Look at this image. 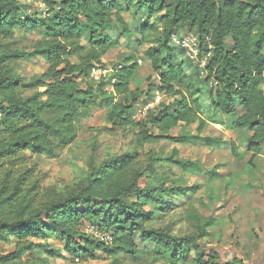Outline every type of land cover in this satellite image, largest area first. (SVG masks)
I'll use <instances>...</instances> for the list:
<instances>
[{
    "label": "trees",
    "instance_id": "trees-1",
    "mask_svg": "<svg viewBox=\"0 0 264 264\" xmlns=\"http://www.w3.org/2000/svg\"><path fill=\"white\" fill-rule=\"evenodd\" d=\"M36 1L45 5V17L23 15L19 0H0V40L17 30L42 35L29 54L0 46V244L15 242L11 252L0 253V264H48L40 255L71 264L100 257L107 264H149L148 255L153 256L151 264H222L218 253L201 243L212 220L197 223L198 233L183 237L169 227L149 226L156 212L171 210L200 189L180 185L160 171L171 166L195 174L197 165L179 159L176 152L163 157L152 150L141 163L138 151L168 139L167 133L178 127L196 124L201 132L206 123L197 95L200 86L213 80L210 106L232 119L234 131L245 132L251 159L264 154V0ZM123 14L144 18L137 33L140 45L150 41L148 35L154 37L147 51L158 78L153 88L164 98H174L169 105L148 110L141 123L131 119L134 105L144 96L130 90L137 67L132 57L126 60L128 68L111 76L112 92L103 91L104 82L89 79L93 65L116 47L109 32L113 18L121 24ZM180 29H186L181 35L197 36L200 58L206 56L205 77L183 50L169 45L170 36ZM22 58L41 59L46 68L24 81L11 65ZM185 62L196 68L195 75H187ZM27 91L34 93L25 96ZM97 100L105 104L104 122L110 130L136 128V146L89 163L73 185L41 187L26 155L56 157L75 141L77 120L90 116ZM87 227L110 234L111 243L86 234ZM137 238L148 248L140 250ZM51 242L64 246L60 251Z\"/></svg>",
    "mask_w": 264,
    "mask_h": 264
},
{
    "label": "rangeland",
    "instance_id": "rangeland-1",
    "mask_svg": "<svg viewBox=\"0 0 264 264\" xmlns=\"http://www.w3.org/2000/svg\"><path fill=\"white\" fill-rule=\"evenodd\" d=\"M19 2L24 6L23 15L34 14L42 17L47 15V9L41 1ZM120 17L121 24L116 22L115 17L113 18V27L109 32L117 42L116 47L103 57L101 63L94 64L93 67L110 70L111 77L119 67L128 68L131 64L126 60L132 57L137 67L133 73L130 90L133 93L144 94L134 105L133 113L141 110L146 111L147 115L148 110L159 104L169 105L174 98L162 97L158 102L155 100L156 94L159 93L153 86L157 85L158 78L147 59V51L154 37L148 35L150 41L140 45V36L137 33L144 18L140 14L136 17L123 14ZM153 22L154 20H151V23ZM123 28L126 30L123 31ZM184 32L186 29H180L174 35L181 36ZM40 40L42 35L38 33L23 34L17 30L11 38L0 40V46L9 51L29 54L34 44ZM169 45L172 46L170 42ZM11 65L15 74L24 81L40 75L46 68L44 62L38 58L14 60ZM183 68L188 76L196 74V68L189 62H185ZM89 79L94 83L90 74ZM101 81L106 84L103 91L112 92L113 83L109 75ZM210 83L215 82L212 80ZM210 83L200 86L197 95L204 106L202 118L206 123L201 132L197 131L196 124L178 127L167 133L168 139L152 146L143 145L138 151L141 163L145 162L144 154L148 150L162 153L163 157H169L176 152L179 159L192 162L199 169L195 174L185 173L171 166H166L160 171L180 185L185 187L199 185L200 189L188 198L179 199L171 210L156 212L149 226L169 227L173 235L183 237L197 234V223H200L198 226H202V223L212 220L213 224L206 229L207 235L201 239V243L205 245L207 251L218 253L220 263L241 261L243 264H264V154L251 159V155L246 151L245 132L234 131L230 126L232 119L222 116L210 106L208 95ZM33 93L34 91H27L24 95ZM116 100L120 98L117 97ZM96 102L97 106L91 111L90 116L77 120L75 141L56 157L36 158L26 155L28 168L33 171L41 187L63 189L73 185L84 176L89 163H100L110 155L118 157L136 146V128H128L125 131L110 130L104 122L107 112L105 104L101 100ZM182 138L185 139L184 143L179 142ZM136 242L140 250L148 248L146 243L140 244L138 238ZM50 244L60 251L64 246L59 242ZM14 245L15 242L9 245L0 244V253L11 252ZM40 258L46 260L48 264H71L69 260L58 257L47 258L40 255ZM101 258L76 264L108 263ZM152 259V255L146 256L147 263L151 264Z\"/></svg>",
    "mask_w": 264,
    "mask_h": 264
},
{
    "label": "built area",
    "instance_id": "built-area-1",
    "mask_svg": "<svg viewBox=\"0 0 264 264\" xmlns=\"http://www.w3.org/2000/svg\"><path fill=\"white\" fill-rule=\"evenodd\" d=\"M169 42L172 46L175 48H179L184 51V57L192 63L194 66L198 67L200 70V75L201 77H205L206 73L203 71L205 62H206V56L200 58V51H199V42L197 36L194 34H185L181 36H176L172 34L169 38ZM120 67L118 68V70ZM110 70L104 69H96V67H93L91 69L90 77L93 79L94 82H99L102 79H104L107 75L110 77ZM112 83L115 82L114 79H111ZM211 87L215 85V83H210ZM162 98L161 95L156 94L155 100L156 102L160 101ZM145 111V110H144ZM146 116V111L142 112L141 110H137L132 114V121L134 122H141L143 119H145ZM86 234L92 235L96 240L100 242H105V243H111V235L98 232L90 227H87L85 230Z\"/></svg>",
    "mask_w": 264,
    "mask_h": 264
}]
</instances>
